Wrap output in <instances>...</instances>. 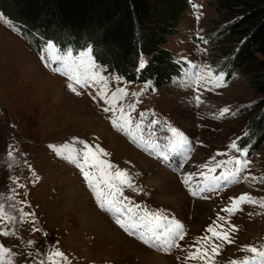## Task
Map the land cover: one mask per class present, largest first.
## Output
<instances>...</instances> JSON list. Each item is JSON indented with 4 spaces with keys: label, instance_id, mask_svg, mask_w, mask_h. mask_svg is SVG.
Masks as SVG:
<instances>
[{
    "label": "rangeland",
    "instance_id": "374dc122",
    "mask_svg": "<svg viewBox=\"0 0 264 264\" xmlns=\"http://www.w3.org/2000/svg\"><path fill=\"white\" fill-rule=\"evenodd\" d=\"M181 1L187 6L165 46L176 71L164 86L153 79L148 86L126 84L99 63L95 71L105 77L103 84H73V91L64 74L73 49L63 54L49 40L37 52L0 14V205L4 219L15 218L8 224L0 220V232L9 233L0 235V264H64V257L66 264H231L253 256L247 247L264 250V132L251 133L246 127L261 97L238 72L225 82L218 78L226 55L213 49V38L209 42L238 13L222 8L218 0ZM83 52H88L83 59L91 72L90 49ZM100 87L116 106L113 111H104L108 103L97 95ZM121 104L130 115L120 112ZM80 142L104 155L92 152L85 160ZM182 142V150L170 151L172 144ZM234 142L240 151L231 147ZM244 149L250 152L247 167L236 174L233 161L240 160ZM107 164L110 170L104 168ZM117 169L130 183L114 177ZM106 171L111 179H101ZM222 172L231 184L214 192V180ZM186 176L187 187L182 183ZM241 195L255 203L239 204L233 215L221 211ZM108 207L128 212L116 210L132 221L144 217L142 224L148 227L146 214L158 213L166 218L161 229L167 221L178 222L184 239L171 246L145 245L136 232L125 230L131 222L117 226ZM20 209L34 215L22 217ZM218 215L228 223L217 220ZM217 224L222 228L216 231H227L232 243L206 231ZM148 236L151 244L153 233ZM212 245H219V255L212 256ZM198 248L197 259H186ZM57 251L64 257L54 256ZM204 252L212 256L210 261L199 258ZM255 259L264 264L261 257Z\"/></svg>",
    "mask_w": 264,
    "mask_h": 264
},
{
    "label": "trees",
    "instance_id": "16d2710c",
    "mask_svg": "<svg viewBox=\"0 0 264 264\" xmlns=\"http://www.w3.org/2000/svg\"><path fill=\"white\" fill-rule=\"evenodd\" d=\"M218 2L238 13L209 40L226 55L219 72L225 80L238 72L261 97L246 127L264 132V0ZM186 6L181 0H0V14L37 52L49 40L60 48L90 46L95 61L126 84L146 85L153 79L164 86L176 71L165 46Z\"/></svg>",
    "mask_w": 264,
    "mask_h": 264
},
{
    "label": "snow or ice",
    "instance_id": "6c2138e0",
    "mask_svg": "<svg viewBox=\"0 0 264 264\" xmlns=\"http://www.w3.org/2000/svg\"><path fill=\"white\" fill-rule=\"evenodd\" d=\"M51 47V46H49ZM88 56V52H81L78 54V56L76 57H72L71 54H69V62L65 63V75L68 77L69 80H71L73 83H69L67 85V87L69 89H72L73 91H75V88L73 87V84L75 85H79L81 88H87V87H92V88H97L98 85H102L104 82L105 77L101 76L100 73L98 71H91L89 70V66L85 63L84 61V57ZM41 59H43V56L41 57ZM79 65V67H78ZM144 63L141 62L139 67L142 69L144 68ZM83 68V72L80 71V68ZM91 69H95L96 65L93 62L91 64ZM75 71V74H72ZM219 79L222 81V77H219ZM119 91H123L122 89ZM97 95L100 96L101 99H104L106 103H108V107L104 108L105 112H109V111H113L115 109V105H112L108 100H107V93L104 91L103 87H100L97 91ZM126 95V94H125ZM129 109L131 111H135V106L134 105H129L128 106ZM120 112L122 114H126L128 113V109H125L123 104L120 105L119 108ZM228 109L225 108L223 109V113H227ZM222 113V114H223ZM130 115V113H128ZM141 119L143 120L145 117L144 113L140 114ZM115 121L113 122L114 126H115ZM153 123H156L155 121H153ZM137 127H140V125H137ZM173 134L176 133V130L173 128L170 130ZM135 142V141H133ZM83 146V152H82V158H84L85 160H87L88 155L92 152H95L98 156H102L104 155L99 149H94L92 145L86 143V142H80ZM186 142H182L181 144H172L170 151H178V150H182L183 149V145ZM53 147L54 146H50ZM231 147L233 149H236L237 151H240V149L237 148L236 143L234 142ZM66 149V146H65ZM69 155H72V152L69 151ZM217 155H221V154H217ZM241 155H247V149H244L243 151H241ZM209 163H211V161H209ZM233 163L236 165V169H235V173L238 174L241 171H243V169L245 167H247V161H241L239 159H236L233 161ZM221 163H217L216 167H221ZM89 167L91 168H96L97 165L96 164H91L89 165ZM111 165L107 164L104 166L105 169L110 170L111 169ZM202 169L207 168V165L205 166H201ZM209 171L214 172L215 168H210L208 169ZM84 178L86 181L89 182L90 186L93 187V190L95 188V185L92 184V181L89 178V173L87 171H85L83 173ZM104 175H108L109 178L111 179V174L110 172H104L101 176V179H103ZM114 177L117 179H121V183L122 184H126V183H130L129 181H127V174L123 173L122 171H120L119 169H117L114 173ZM218 179V183L216 185V188L220 187V183L222 182H230V178L229 175H225L223 172L221 173V176ZM245 179H247V177H245ZM253 179H255V177H253ZM182 183L185 184V186H189L190 181L187 178V176L185 177V179L182 181ZM211 190H215V188L211 189ZM190 194L193 196H196V192L194 190H192L191 188H189ZM97 199L99 200V197H97ZM247 202H252L255 203V201L252 200L251 197H248L246 195H241L238 198H234L232 205L229 207H225L222 208L221 211L229 213V215H233L236 211H240L239 208V204L241 203H247ZM261 207H264V204L260 205ZM100 207L103 209L105 208V203H101ZM22 214V217H28V216H33L34 214L32 213H27V212H23V209L19 210ZM147 218H148V222L149 223H155V228L152 229L153 231V237L151 238V244L149 240H146L143 238V236L141 235L139 237V239H141V241L149 246H157L159 244V246H162L163 244H168L169 246H171L173 243H175L176 239L178 238L179 240H183L184 239V228L183 225L175 222V221H167L168 226L164 229L160 228V225L162 223H165L166 218L162 217L160 214L156 213H147ZM5 217V213H4V209H3V205H0V220H2L5 224L10 223L12 220H14V217H9L8 219H4ZM141 219H144V217H141ZM217 220H223L224 223H228L227 219H224L222 217H220L219 215L217 216ZM23 222V221H22ZM174 225V227L172 226ZM121 227H123V225H121ZM137 226L136 225H132L130 227V229H125L126 231H128L129 235H135V228ZM140 227H143V225H140ZM230 229L232 231H235V228L231 225H229ZM216 228H222L221 225H215V227L210 226L206 231L211 233L213 237H215L216 239H223L226 243H232L231 239L229 238L228 232L227 231H220L217 232ZM0 235H9L8 232H0ZM163 237V239H162ZM204 241H209L210 237L205 236L202 238ZM197 244H200L201 241L197 240L196 241ZM29 244L31 245V241H29ZM179 245H177L178 247ZM212 256H217L219 255V245H212ZM3 249V246L0 245V250ZM247 251L251 252L253 254V256L251 258H244L242 261H232L231 264H258V262L256 261L255 257L259 256L262 259H264V250H259L256 247H247ZM200 253V249H196L195 253H190L188 257H186V259H192L195 260L197 259V254ZM54 256L57 257H64V254L57 251L55 253H53ZM212 256H209L207 252H204L203 255H201L199 258L200 259H204L205 257H208V261H210L212 259ZM67 258L64 257V264H66ZM40 264H45L44 261H40ZM49 264H52L51 261H49ZM205 264H207V261L205 262Z\"/></svg>",
    "mask_w": 264,
    "mask_h": 264
},
{
    "label": "bare ground",
    "instance_id": "6f19581e",
    "mask_svg": "<svg viewBox=\"0 0 264 264\" xmlns=\"http://www.w3.org/2000/svg\"><path fill=\"white\" fill-rule=\"evenodd\" d=\"M158 258V261L160 260V258L159 257H157ZM161 262V261H160Z\"/></svg>",
    "mask_w": 264,
    "mask_h": 264
}]
</instances>
